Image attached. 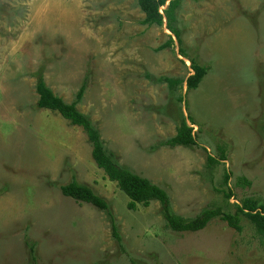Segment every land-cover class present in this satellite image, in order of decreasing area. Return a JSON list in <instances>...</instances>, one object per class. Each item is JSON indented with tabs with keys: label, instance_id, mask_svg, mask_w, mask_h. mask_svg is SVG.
Instances as JSON below:
<instances>
[{
	"label": "rangeland",
	"instance_id": "1",
	"mask_svg": "<svg viewBox=\"0 0 264 264\" xmlns=\"http://www.w3.org/2000/svg\"><path fill=\"white\" fill-rule=\"evenodd\" d=\"M144 19L137 0H0V264H264V236L241 215V231L216 218L177 233L158 202L129 210L85 132L36 106L38 76L68 104L86 82L79 111L181 218L264 205V0H182L183 46ZM190 58L208 70L196 91L160 81H185ZM183 121L198 146H166ZM74 178L109 203L120 239L107 213L61 193Z\"/></svg>",
	"mask_w": 264,
	"mask_h": 264
},
{
	"label": "trees",
	"instance_id": "2",
	"mask_svg": "<svg viewBox=\"0 0 264 264\" xmlns=\"http://www.w3.org/2000/svg\"><path fill=\"white\" fill-rule=\"evenodd\" d=\"M182 0H137L142 12L145 14L143 20L144 25L163 27L166 22L167 29L177 38L179 45L183 46L181 34L178 31L177 11ZM175 44L173 37H169V42L162 49L170 48ZM180 55L186 57V53L181 50ZM191 74L185 81L162 78L160 81L174 90L177 86H183L185 83L188 92L196 91L201 83L208 75V70L205 65L200 64L197 59L190 58ZM86 82L80 88L76 100L70 104L66 103L62 98L58 97L50 88L47 87L42 77L38 76L36 91L39 96L37 108L40 110H48L60 114L65 120L69 121L72 126L81 128L88 137L89 143L92 146V158L97 167L104 171L105 175L111 182L117 184L118 188L129 198L128 209L136 211L139 206L148 207L152 202L160 203L167 226L177 233H197L203 231L211 221L216 218L228 223V225L237 231L242 228L238 223V215L249 220L257 230L264 236V205L253 199H245L241 206H237V215L224 212L221 208L206 210L200 216L194 219H184L175 215L171 211V200L168 193L153 184L150 180L133 173L128 168L118 164L113 155L105 148L101 133L93 124L92 120L79 111L78 105L82 102L86 93ZM182 101V99L180 100ZM194 125L192 118L188 119ZM166 146L170 147H186L192 148L198 146L195 137L194 127L189 126L186 121H183L178 128L177 135L165 142ZM220 159H216L209 155L208 163L210 166L219 164L226 160L224 150ZM232 176L227 173L225 182L228 183ZM238 184L250 185V182L241 178ZM61 193L77 202L89 204L100 211H104L110 217L113 233L117 239V228L109 206V203L92 188L82 183H79L75 178L67 185L60 186ZM227 199L234 196L232 190L224 193Z\"/></svg>",
	"mask_w": 264,
	"mask_h": 264
}]
</instances>
